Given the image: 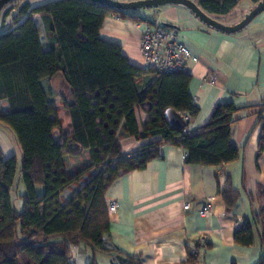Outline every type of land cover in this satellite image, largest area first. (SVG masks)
Here are the masks:
<instances>
[{
    "label": "trees",
    "instance_id": "obj_1",
    "mask_svg": "<svg viewBox=\"0 0 264 264\" xmlns=\"http://www.w3.org/2000/svg\"><path fill=\"white\" fill-rule=\"evenodd\" d=\"M237 2L198 1L213 13H227ZM111 13L145 20L91 0L24 2L13 17L15 26L0 33V101L6 105L0 128L20 154L17 169V153L6 157L0 148V264H71V247L77 245L92 253H121L106 248L110 220L105 191L119 175L143 169L164 144L181 147L190 164L219 166L239 157L232 130L241 108L218 103L195 130L188 128L187 119L183 128L169 126L165 109L184 117L198 111L187 92L190 74L157 73L130 63L119 44L98 36ZM32 15L39 16V23ZM7 16L4 11L2 19ZM55 76L61 78V91L50 94L42 80ZM136 109L148 114L141 130ZM256 113L259 154L264 149V103ZM120 135L150 140L123 156ZM84 152L83 162L70 164L69 158ZM80 180L79 189L61 202L62 191ZM217 192L228 209L240 195L229 174ZM256 236L262 248L256 264H264V206L233 232L234 242L244 246L254 244ZM126 259L125 264H142L132 256ZM196 263L197 253L187 248L179 264Z\"/></svg>",
    "mask_w": 264,
    "mask_h": 264
},
{
    "label": "crops",
    "instance_id": "obj_2",
    "mask_svg": "<svg viewBox=\"0 0 264 264\" xmlns=\"http://www.w3.org/2000/svg\"><path fill=\"white\" fill-rule=\"evenodd\" d=\"M15 1L19 6L24 2L37 6L51 0ZM193 1L227 25L240 21L257 3L238 0L229 12L213 13L203 9L199 0ZM143 9L147 10L129 13L144 21L114 13L107 15L98 36L119 44L128 61L140 68L144 60L136 47L146 25L160 24L171 37L182 42L190 53L186 65L190 74L187 92L198 108L195 115H187L188 128L203 126L216 104L232 102L241 108L232 130L239 157L219 166L190 164L181 147L160 146L159 156L143 169L121 174L108 185L105 202H116V210L108 212L110 239L106 248H117L122 256H132L142 264H179L186 258L187 248L197 253L196 264H256L262 252L257 236L254 244L244 246L234 242L233 232L264 206V149L257 154L261 123L256 124V112L264 103V11L240 31L228 34L204 24L182 5ZM3 12L4 8L0 11V33L15 26L14 21L5 26L8 16L3 20ZM32 17L39 23V16ZM40 36L44 38L41 33ZM42 83L50 94L61 91L60 76L43 79ZM5 108L0 101V111ZM135 117L141 130L148 114L136 109ZM149 140L120 135V152L130 156ZM0 148L6 157L17 153L11 137L1 128ZM225 174L230 175L232 185L240 193L236 205L229 209L217 192ZM82 183L80 180L66 187L60 194L61 202L68 200ZM206 201L210 211L201 215L198 210ZM184 203L190 204L189 210H184ZM17 206H21L19 200ZM71 254V264H109L110 257L117 253H92L77 245L71 247Z\"/></svg>",
    "mask_w": 264,
    "mask_h": 264
},
{
    "label": "built area",
    "instance_id": "obj_3",
    "mask_svg": "<svg viewBox=\"0 0 264 264\" xmlns=\"http://www.w3.org/2000/svg\"><path fill=\"white\" fill-rule=\"evenodd\" d=\"M144 60L143 68L152 69L157 73L186 71L190 53L180 41L172 39L169 32L160 24L152 23L142 30L140 41L136 47ZM188 117L185 116L184 120ZM184 210L190 209L189 203L183 204ZM108 212H115L116 202L107 205ZM210 211L208 201L204 202L198 213L205 215Z\"/></svg>",
    "mask_w": 264,
    "mask_h": 264
},
{
    "label": "water",
    "instance_id": "obj_4",
    "mask_svg": "<svg viewBox=\"0 0 264 264\" xmlns=\"http://www.w3.org/2000/svg\"><path fill=\"white\" fill-rule=\"evenodd\" d=\"M11 0H0V11ZM109 9H117L123 11H135L143 8L156 7L164 4H177L187 7L199 20L204 24L214 28L215 30L224 33H236L243 29L256 15L264 11V0H259L253 8H251L243 18L235 24L227 25L223 24L211 16H209L204 10H202L193 0H91ZM167 27L168 24H164ZM173 27V26H170ZM172 39L174 37L172 36ZM164 118L168 122L169 126L174 128H183L185 126V120L179 112L173 108H167L164 111ZM126 257L120 253L114 254L110 257L109 264H125Z\"/></svg>",
    "mask_w": 264,
    "mask_h": 264
},
{
    "label": "rangeland",
    "instance_id": "obj_5",
    "mask_svg": "<svg viewBox=\"0 0 264 264\" xmlns=\"http://www.w3.org/2000/svg\"><path fill=\"white\" fill-rule=\"evenodd\" d=\"M21 2V0H20ZM19 4L20 3H17L15 0H11L10 2H8L3 8H4V11H7L8 12V21L7 23L5 24L6 27H9L11 26L12 24V20H13V17L16 15L17 13V10H18V7H19ZM143 10H147V9H138L139 12L143 11ZM4 26V27H5ZM7 29V28H6ZM85 158H87V153L84 152L82 153L81 155H78V158H69V161L70 164H73L74 162H76L78 160L79 163L83 162L85 160ZM16 159H17V169L19 168L20 166V154L17 152V155H16ZM93 172H95L96 170L93 169L92 170ZM20 176H19V171L17 170L16 171V178H15V182H17L19 180ZM83 179H86V177H83ZM41 188L40 187H37V190H40Z\"/></svg>",
    "mask_w": 264,
    "mask_h": 264
}]
</instances>
